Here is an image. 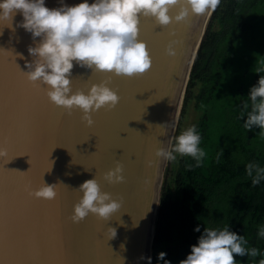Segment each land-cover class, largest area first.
Returning a JSON list of instances; mask_svg holds the SVG:
<instances>
[{"label": "water", "instance_id": "water-1", "mask_svg": "<svg viewBox=\"0 0 264 264\" xmlns=\"http://www.w3.org/2000/svg\"><path fill=\"white\" fill-rule=\"evenodd\" d=\"M58 3L46 0L49 7ZM212 12L166 27L142 16L139 35L153 61L143 75L92 73L74 65V90L107 80L120 95L116 106L92 113V125L79 108L69 111L52 102L46 85L39 89L17 74L13 63L27 70L33 40L23 28L12 32L5 26L0 36L5 48L0 50V146L7 149V156L0 157V264H148L141 256H149L154 245L166 162L155 155V147L171 146ZM20 19L17 13L13 24ZM169 44L177 49L176 57L167 55ZM117 161L123 164L125 180L109 183L102 174ZM95 173L102 190L122 198L123 207L108 221L89 213L74 222L73 205L80 197L75 188ZM43 180L63 182L54 199L25 191L26 184L32 190ZM108 226L116 228L112 238ZM40 247L42 254L30 252Z\"/></svg>", "mask_w": 264, "mask_h": 264}, {"label": "clouds", "instance_id": "clouds-1", "mask_svg": "<svg viewBox=\"0 0 264 264\" xmlns=\"http://www.w3.org/2000/svg\"><path fill=\"white\" fill-rule=\"evenodd\" d=\"M220 3L221 0H79L69 4L66 0H59L58 6L49 7L46 0H0V36L5 26L12 32L17 28L29 32L33 43L28 45V54L32 59H25L27 70L23 72L26 79L46 85V94L52 102L69 111L79 108L82 119L92 125V113L102 107L116 106L120 95L107 80L93 82L86 90H74V65L90 68L92 73L102 71L116 76L132 77L145 73L152 67L153 61L146 41L139 35L142 16L152 17L157 25L166 27L173 22L187 23L193 16L207 15ZM17 13L22 19L16 20L14 25ZM4 49L0 46V50ZM166 53L170 57L178 55L172 44L166 47ZM255 71L264 73V63ZM245 113L244 128L258 127L264 134V74L250 87L248 99L243 101L241 117ZM201 139L197 125L191 124L175 136V142L170 147H155V155L166 160H176L177 154L190 156L198 166L206 156ZM6 156L7 149L0 146V157ZM245 171L253 185L264 180V166L256 161H249ZM102 175L109 183L123 182V164L117 161ZM59 183L63 182L47 183L43 180L31 190V194L54 199ZM75 189L80 197L73 205L71 219L74 222L83 220L89 213L108 221L123 207L122 198L102 190L96 173ZM108 227L112 230V238L116 235V228ZM194 230L200 231V225H196ZM258 236L264 237V226L259 229ZM248 245L245 235L232 230L228 224L205 227L197 243L191 245V251L179 264H238L234 254L261 256L253 264H264V252ZM165 257L166 252L160 251L156 264H172ZM141 259L152 264L151 256H141Z\"/></svg>", "mask_w": 264, "mask_h": 264}, {"label": "trees", "instance_id": "trees-1", "mask_svg": "<svg viewBox=\"0 0 264 264\" xmlns=\"http://www.w3.org/2000/svg\"><path fill=\"white\" fill-rule=\"evenodd\" d=\"M264 63V0H221L212 12L191 68L179 121L192 101L206 156L179 155L166 167L153 245L179 264L205 227L228 224L264 252V180L253 185L245 165L264 166V134L245 129L240 111ZM221 149L223 152L221 154ZM219 155V158H218ZM192 165V167H189ZM200 225V231L195 226ZM238 264L261 256L234 254ZM162 264V262H161Z\"/></svg>", "mask_w": 264, "mask_h": 264}, {"label": "rangeland", "instance_id": "rangeland-1", "mask_svg": "<svg viewBox=\"0 0 264 264\" xmlns=\"http://www.w3.org/2000/svg\"><path fill=\"white\" fill-rule=\"evenodd\" d=\"M192 101L190 102L189 105L186 106V111H185V114H184V117L182 118L181 121L178 120L177 122V125H176V128H175V132H174V135H173V139H172V143L175 142V136L179 134V132L190 126L191 124H193V122L196 120V117H197V112L195 111V108L193 107L192 105ZM179 156V154H177V157ZM175 160H166L165 162V166H164V174H163V178H162V184H163V181H164V176H165V173H166V167L169 166L170 164H172V162H174ZM162 187V186H161ZM153 248L151 249V252L149 254V256L153 257ZM147 261V260H146ZM152 261H153V258H152ZM147 264V262H146Z\"/></svg>", "mask_w": 264, "mask_h": 264}, {"label": "snow or ice", "instance_id": "snow-or-ice-1", "mask_svg": "<svg viewBox=\"0 0 264 264\" xmlns=\"http://www.w3.org/2000/svg\"><path fill=\"white\" fill-rule=\"evenodd\" d=\"M155 30V29H154ZM156 31V30H155ZM9 59L13 60V57L12 56H9ZM13 67L16 69L17 71V74L22 78V79H26V75L25 73L23 72V70L19 67H17V64L16 63H13ZM144 73L140 74V75H143ZM27 80V79H26ZM28 81V80H27ZM30 82V81H28ZM31 84L35 85L37 88L41 89V85L40 84H37V83H33V82H30ZM25 191L29 194V195H32L31 194V188L29 185H25ZM61 191V186L57 185V194L60 193ZM0 251H2V246H0ZM30 252L32 254H42L43 253V248L40 247V248H32L30 250ZM10 264H25V261L23 260H13L10 262ZM64 264H69L68 261H64Z\"/></svg>", "mask_w": 264, "mask_h": 264}]
</instances>
